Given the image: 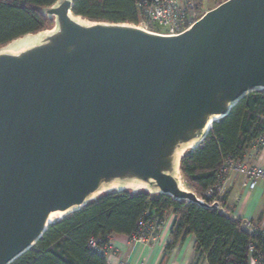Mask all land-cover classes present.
Masks as SVG:
<instances>
[{"label": "water", "instance_id": "1", "mask_svg": "<svg viewBox=\"0 0 264 264\" xmlns=\"http://www.w3.org/2000/svg\"><path fill=\"white\" fill-rule=\"evenodd\" d=\"M73 6L57 0L43 9L51 28L0 47V264L34 247L51 214L106 192L219 207L182 187V158L264 89V0H226L178 35Z\"/></svg>", "mask_w": 264, "mask_h": 264}, {"label": "trees", "instance_id": "2", "mask_svg": "<svg viewBox=\"0 0 264 264\" xmlns=\"http://www.w3.org/2000/svg\"><path fill=\"white\" fill-rule=\"evenodd\" d=\"M57 0H0V47L28 33L54 25L43 9ZM138 0H74L73 10L92 21L136 23ZM224 2V1H223ZM222 3V2H221ZM264 135V89L242 98L228 115L215 122L202 144L181 162L185 185L200 199L219 207L204 206L170 195L141 190L110 191L81 209L52 223L30 250L11 264H110L105 254L113 234L140 237V221L162 224L165 214L176 219L175 246L194 234L196 249L209 264H264V229L224 210L226 195L219 192L231 164L241 163L255 141ZM222 208V209H221ZM98 240L92 247L90 241Z\"/></svg>", "mask_w": 264, "mask_h": 264}, {"label": "crops", "instance_id": "3", "mask_svg": "<svg viewBox=\"0 0 264 264\" xmlns=\"http://www.w3.org/2000/svg\"><path fill=\"white\" fill-rule=\"evenodd\" d=\"M247 166L264 167V146L251 148L243 161ZM263 181L256 189H250L244 174L231 169L226 177L224 191L226 207L235 219L246 220L264 229V188ZM175 215L167 212L155 239L135 238L125 234H113L106 249L110 264H209L205 255L196 249L194 234L186 236L175 246H168L173 241L172 228Z\"/></svg>", "mask_w": 264, "mask_h": 264}, {"label": "built area", "instance_id": "4", "mask_svg": "<svg viewBox=\"0 0 264 264\" xmlns=\"http://www.w3.org/2000/svg\"><path fill=\"white\" fill-rule=\"evenodd\" d=\"M137 9L139 12L137 25L147 31L164 35H178L185 32L206 13L201 11L196 0H138ZM260 146H264V135L255 141V147L259 148ZM230 168L247 177L250 189H256L260 181H263L264 184V167L262 166H247L243 163H237L231 164ZM225 182L226 178L222 180L219 188L220 194L224 191ZM213 203L220 206L218 200ZM140 227L145 233L140 237L135 236V238L149 240L156 238L160 224L157 221L142 220ZM90 245L94 248L97 247L98 240L92 239ZM252 264H256V261L253 260Z\"/></svg>", "mask_w": 264, "mask_h": 264}, {"label": "bare ground", "instance_id": "5", "mask_svg": "<svg viewBox=\"0 0 264 264\" xmlns=\"http://www.w3.org/2000/svg\"><path fill=\"white\" fill-rule=\"evenodd\" d=\"M72 16H73L75 19H77V20H82L81 17H79V16H75L73 13H72ZM30 39H31V36L26 37V38H24V39H22V40H19V41H16V42H17V43L28 42ZM17 43H15V44H17ZM12 46H13V45H12ZM12 46H9V47L7 48L8 51H11ZM182 153H183V150L179 152V157L182 155ZM125 185L133 186L134 188H140V187L146 186L145 183H142V182H140V181H134V182H132V183H130V184L125 183ZM183 185H184L185 187H187V186L185 185L184 182H183V184H182V187H183ZM119 186H120V183H114V184H112V185L110 186V188H116V187H119ZM105 189H106V188H105ZM63 215H64L63 212H54L53 214H51L49 221H54L55 218H56V220H57V219H60V218H62Z\"/></svg>", "mask_w": 264, "mask_h": 264}, {"label": "rangeland", "instance_id": "6", "mask_svg": "<svg viewBox=\"0 0 264 264\" xmlns=\"http://www.w3.org/2000/svg\"><path fill=\"white\" fill-rule=\"evenodd\" d=\"M196 1L199 3L201 11L207 12L215 8L219 4H221V2L226 1V0H196Z\"/></svg>", "mask_w": 264, "mask_h": 264}]
</instances>
